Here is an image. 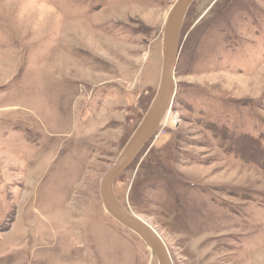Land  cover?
<instances>
[{
  "label": "rangeland",
  "instance_id": "1",
  "mask_svg": "<svg viewBox=\"0 0 264 264\" xmlns=\"http://www.w3.org/2000/svg\"><path fill=\"white\" fill-rule=\"evenodd\" d=\"M175 0H0V264H157L99 182L158 85ZM114 191L172 264H264V0H196L175 95Z\"/></svg>",
  "mask_w": 264,
  "mask_h": 264
},
{
  "label": "water",
  "instance_id": "2",
  "mask_svg": "<svg viewBox=\"0 0 264 264\" xmlns=\"http://www.w3.org/2000/svg\"><path fill=\"white\" fill-rule=\"evenodd\" d=\"M194 1L196 0H175L171 6L162 32V63L155 93L135 130L99 182V195L106 212L144 242L155 256L157 264H172L163 239L147 221L120 202L114 191V182L158 129L173 102L180 34L186 13Z\"/></svg>",
  "mask_w": 264,
  "mask_h": 264
},
{
  "label": "trees",
  "instance_id": "3",
  "mask_svg": "<svg viewBox=\"0 0 264 264\" xmlns=\"http://www.w3.org/2000/svg\"><path fill=\"white\" fill-rule=\"evenodd\" d=\"M122 203V202H121ZM123 204V203H122ZM124 205V204H123Z\"/></svg>",
  "mask_w": 264,
  "mask_h": 264
},
{
  "label": "bare ground",
  "instance_id": "4",
  "mask_svg": "<svg viewBox=\"0 0 264 264\" xmlns=\"http://www.w3.org/2000/svg\"><path fill=\"white\" fill-rule=\"evenodd\" d=\"M192 5V4H191Z\"/></svg>",
  "mask_w": 264,
  "mask_h": 264
}]
</instances>
